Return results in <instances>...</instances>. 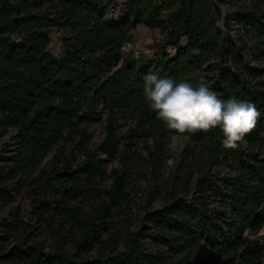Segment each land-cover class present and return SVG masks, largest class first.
Instances as JSON below:
<instances>
[{
	"label": "trees",
	"instance_id": "16d2710c",
	"mask_svg": "<svg viewBox=\"0 0 264 264\" xmlns=\"http://www.w3.org/2000/svg\"><path fill=\"white\" fill-rule=\"evenodd\" d=\"M113 1L0 0V131L16 140L0 155V264H264V239L251 236L264 224V0H125L127 16L110 21ZM138 22L160 27V54L124 56ZM51 26L64 28L58 55ZM148 75L254 103L247 146L199 131L165 170L175 133L146 101ZM99 101L94 150L86 124ZM22 190L29 219L13 205Z\"/></svg>",
	"mask_w": 264,
	"mask_h": 264
},
{
	"label": "clouds",
	"instance_id": "9594fccd",
	"mask_svg": "<svg viewBox=\"0 0 264 264\" xmlns=\"http://www.w3.org/2000/svg\"><path fill=\"white\" fill-rule=\"evenodd\" d=\"M143 91L157 118L175 133L173 140L187 141L192 134L219 127L223 133V147L235 150L247 146L245 137L255 129L261 116L250 101L219 98L203 79L193 85L148 75Z\"/></svg>",
	"mask_w": 264,
	"mask_h": 264
},
{
	"label": "rangeland",
	"instance_id": "374dc122",
	"mask_svg": "<svg viewBox=\"0 0 264 264\" xmlns=\"http://www.w3.org/2000/svg\"><path fill=\"white\" fill-rule=\"evenodd\" d=\"M223 12L229 11L231 9V3L226 1L222 3ZM128 14L127 5L125 0H114L111 4L106 7L105 16L110 21H118L126 17ZM231 32L235 33L237 30V24L231 22L230 24ZM50 42L48 44L49 49L55 54H61L63 52L64 46L62 42V35L64 34L63 27L51 26L50 27ZM164 39L159 26L146 24L143 22H138L134 27L130 29V37L128 41L125 43L123 47L124 56L131 52L133 55L138 56L140 53H144L148 56H154L155 54H160L164 50ZM167 50L173 52V50L167 46ZM264 61V57L261 59ZM122 60L120 61V63ZM89 107V103L86 104L85 108ZM95 119L89 121L86 124L88 131V138L86 140V145L91 149L97 150L98 145L105 133V124L107 121V113L108 109L104 107L101 101L97 102L95 109ZM82 125H85L82 123ZM126 124L122 123L120 130L125 129ZM14 129L7 128L0 131V155L2 156H11L14 153V149H16V143L14 139ZM77 137V136H76ZM173 143L172 137L169 140V144ZM181 143H183V147L185 145V141L182 139ZM143 142L140 143V147H142ZM67 152L70 153L72 149V142L68 141L66 143ZM183 147L176 148L174 150H169V158L165 163V170L169 171L172 167H174L177 160H179L181 156V151ZM263 152H264V143H263ZM73 152H76L73 150ZM50 154H48L49 156ZM47 156V157H48ZM83 157L82 153H76V159H80ZM171 161V163H169ZM116 164L115 159H107L104 162V166L106 172L104 175H101L97 180V185L100 188H105L111 182L110 177V169ZM154 203H158V200H155ZM13 205L17 206L24 219H29L31 217V205L29 198L26 196L25 191L22 190L16 194V199L13 202ZM9 210V205L0 206V220L7 216ZM1 233V229H0ZM252 237H256L259 239H264V224L262 228L255 233L251 234Z\"/></svg>",
	"mask_w": 264,
	"mask_h": 264
},
{
	"label": "water",
	"instance_id": "95a60500",
	"mask_svg": "<svg viewBox=\"0 0 264 264\" xmlns=\"http://www.w3.org/2000/svg\"><path fill=\"white\" fill-rule=\"evenodd\" d=\"M175 134H173L171 137H172V140H173V136H174ZM181 141H182V138H180V139H176V140H173V143H175V145L177 146V148H179V150H180V148H182L183 147V143H181ZM173 143H170L169 144V147H170V149L171 150H174V145H173Z\"/></svg>",
	"mask_w": 264,
	"mask_h": 264
},
{
	"label": "bare ground",
	"instance_id": "6f19581e",
	"mask_svg": "<svg viewBox=\"0 0 264 264\" xmlns=\"http://www.w3.org/2000/svg\"><path fill=\"white\" fill-rule=\"evenodd\" d=\"M173 145H174V149L176 148V145H175V143H173Z\"/></svg>",
	"mask_w": 264,
	"mask_h": 264
}]
</instances>
